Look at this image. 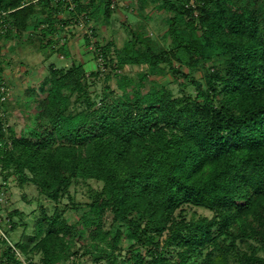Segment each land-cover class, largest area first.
<instances>
[{
  "label": "trees",
  "instance_id": "obj_1",
  "mask_svg": "<svg viewBox=\"0 0 264 264\" xmlns=\"http://www.w3.org/2000/svg\"><path fill=\"white\" fill-rule=\"evenodd\" d=\"M23 1L0 0V9L13 10L19 38L38 9L20 8ZM76 2L73 11L86 23H110L111 0ZM142 3L171 13L170 48L155 52L139 32L116 48L100 39L95 45L105 67L120 76L127 65L156 69L168 63L175 75L189 79L195 96L173 97L163 86L123 82L119 95L108 86L96 100L83 62L51 66L50 85L39 87L46 94L35 99L26 135L6 130L0 116V164L54 200L75 179L103 182L77 222L69 224L56 212L39 220L41 227L47 219L44 240L80 239L84 226L95 264H264V0ZM49 8L58 9L44 0L42 9ZM60 51L70 58L66 43ZM214 56L224 58L223 72L208 74L205 85L173 65L194 67ZM185 204L215 214L174 216ZM108 212L111 225L105 228ZM156 235L165 236L162 245ZM238 238L250 241L248 251L237 249ZM122 239L132 241L125 254L119 252ZM45 254L42 264H53V253L45 248ZM5 255L21 264L10 248Z\"/></svg>",
  "mask_w": 264,
  "mask_h": 264
},
{
  "label": "rangeland",
  "instance_id": "obj_2",
  "mask_svg": "<svg viewBox=\"0 0 264 264\" xmlns=\"http://www.w3.org/2000/svg\"><path fill=\"white\" fill-rule=\"evenodd\" d=\"M142 1L132 0L129 4V0H125V3L129 5L124 3L121 6L122 17L115 18L112 23L100 22L97 18V23H93L94 20L86 23L83 15L82 19L79 15L76 17L77 21L73 19L69 23L70 26L55 24V18H52V15L56 13L54 8H41L37 10V16L34 15L36 24L30 25L26 36L24 33L19 38L17 31H14L15 28L10 33L15 37L8 38L10 31L6 33L0 47V73L9 90L7 104L0 105L6 130L8 128L12 130L16 137L27 134V126L35 111V99L44 97L46 94L39 92V87L50 85L51 66L59 69L83 61L87 71L89 91L92 98L96 100L104 96L108 86L119 95L121 92L119 87L123 82H126V86L139 85L144 89L151 86H163L173 97L195 96V88L189 83V79L180 74L175 75L168 63H162L156 69H150L147 65H127L119 72L120 76L114 75V72L110 70L114 68L113 66L110 69L106 68L98 76L91 74L98 68V60L93 55L91 44L86 45L85 34L95 43L100 39L103 43L112 40L116 48L123 46L131 38L133 32H139L148 38L155 52L170 48L171 43L166 37V31L168 29L167 19L171 13L166 10L158 11L154 8V4H146ZM189 4L195 6L196 0H189ZM63 11L74 12L67 7ZM196 15L197 12H195ZM47 22L52 24L51 30H48ZM92 25L94 26L93 33ZM59 28H62L63 34H70L71 40L76 42L77 54H74L73 58L62 59L60 56L62 55L60 48L65 42L58 37L62 34ZM12 42L15 44L18 42V44L13 45ZM66 46L69 48V44ZM173 65L184 73L192 72L193 77L205 85V78L208 74L223 72L224 58L214 56L194 67L180 65L178 62H174ZM74 100L75 97L72 98V109H74ZM8 133L11 132L8 131ZM102 187L103 182L95 178H78L73 181L67 193L54 200L41 193L34 183L19 178L12 166L4 168L0 164V224L6 230L11 244L16 246L21 257L28 264H42L46 255L45 248L49 255L53 253V264H95L96 253L95 251L93 253L88 246L89 237L84 226L80 230V239L77 237L69 239L61 235L53 236L48 240L43 238L46 234L48 218L56 212L69 224L77 222L88 210L95 191H100ZM181 208L174 213V216L196 219L199 217L212 218L215 214L210 209L190 204H185ZM45 216L47 219L42 221L40 227L39 220ZM111 219L112 215L109 212L105 213L103 218L105 228L110 227ZM164 238L165 236L156 235L154 240L162 245ZM131 242V240L122 239L119 252L125 254L130 249ZM249 242L244 238H238L235 241L239 251H248ZM22 244L27 245L25 250L20 247ZM8 249L9 243L0 241V264H15L14 260L6 259L5 252ZM14 259L19 261L15 257ZM230 260H234L233 257Z\"/></svg>",
  "mask_w": 264,
  "mask_h": 264
},
{
  "label": "built area",
  "instance_id": "obj_3",
  "mask_svg": "<svg viewBox=\"0 0 264 264\" xmlns=\"http://www.w3.org/2000/svg\"><path fill=\"white\" fill-rule=\"evenodd\" d=\"M53 2L57 6L60 5L64 8L67 7L70 10H74L77 6L76 0H53ZM110 7L115 8V0H111ZM11 12H12L11 10L0 9V47L2 45V39L5 36V34L8 33L9 31H12L15 28L13 21L10 17ZM94 44H95V41L91 40L92 50L96 51V54H97L96 60H98V70L101 73H103L106 70V67L104 65L101 47L97 48L96 45H94ZM8 95H9V90H8L7 83L4 80V78L1 76V73H0V104L5 103L7 101ZM3 115H4L3 112L0 110V116H3ZM0 222H1V220H0ZM0 241H7L9 243V248L11 249V252L13 253L14 257L16 259H18L21 262V264H28V262H26L21 257V253L16 248V246L11 244V242L9 241V238L6 234V230L1 226V224H0Z\"/></svg>",
  "mask_w": 264,
  "mask_h": 264
},
{
  "label": "crops",
  "instance_id": "obj_4",
  "mask_svg": "<svg viewBox=\"0 0 264 264\" xmlns=\"http://www.w3.org/2000/svg\"><path fill=\"white\" fill-rule=\"evenodd\" d=\"M136 1V0H135ZM85 3H86V1H85ZM124 3H125V0H115V9H114V11H113V13H112V15H111V18H110V23H112V22H114V19L115 18H119V17H122V12H120L121 11V6H123L124 5ZM129 4H131L132 3V0H129V2H128ZM127 2L125 3L126 5H129ZM43 4H44V0H24L23 2H22V5L20 6V8L21 7H25V6H29V5H35V6H37V8L38 9H41L42 7H43ZM53 4L55 5V6H57L54 2H53ZM51 6H53L52 5V1H51ZM57 8L58 9H56L55 10V14L54 15H52V18L54 19V22H56L55 24L56 25H69V23H71L72 22V20L74 19V20H76V17H78L79 15H77V14H75L74 12H72L71 13V11H70V13L69 12H67V11H63V10H65V8L64 7H62V6H57ZM37 9V10H38ZM11 11H13V10H11ZM36 15V14H35ZM12 15H11V13H10V17H11ZM37 16V15H36ZM36 16H33L31 19H29V24L30 25H34V24H36L35 23V18H36ZM79 18H81L82 19V15H80L79 16ZM11 19H12V17H11ZM121 19V18H120ZM63 20V21H62ZM123 20V19H122ZM12 21H13V19H12ZM77 21V20H76ZM13 24H14V22H13ZM15 25V24H14ZM29 25V26H30ZM70 26V25H69ZM61 29L62 28H59V32L61 31ZM14 31H16V27H15V30ZM25 34H24V36H26L27 34V30L24 32ZM61 33L62 34H60L58 37H60V39H63L64 40V42L66 43V44H69V52H70V58H73L74 57V54H77L76 53V49H75V44H76V42L75 41H73V40H71V35L70 34H63V31H61ZM11 36H14L15 37V35L13 34V35H9L8 36V38L9 37H11ZM13 43V45H17L18 44V42L15 44V42H12ZM88 49V48H87ZM61 56V58L63 59V58H65L64 56H63V54L62 55H60ZM72 60V59H71ZM83 62V61H82ZM84 63V62H83Z\"/></svg>",
  "mask_w": 264,
  "mask_h": 264
}]
</instances>
